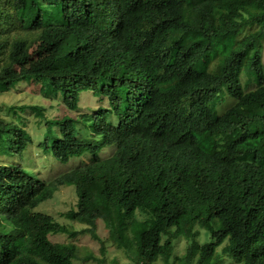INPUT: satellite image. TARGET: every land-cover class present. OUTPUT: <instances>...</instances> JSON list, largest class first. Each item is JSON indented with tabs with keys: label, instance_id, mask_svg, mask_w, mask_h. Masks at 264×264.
<instances>
[{
	"label": "trees",
	"instance_id": "16d2710c",
	"mask_svg": "<svg viewBox=\"0 0 264 264\" xmlns=\"http://www.w3.org/2000/svg\"><path fill=\"white\" fill-rule=\"evenodd\" d=\"M35 43L47 56L28 63ZM263 49L264 0H0V92L30 81L71 113L85 95L99 107H30L45 126L37 143L0 121V264H71L75 249L49 240L61 227L36 211L64 186L73 218L147 214L148 263L186 238L191 264H223L225 242L235 264H264ZM27 154L66 171L44 179Z\"/></svg>",
	"mask_w": 264,
	"mask_h": 264
},
{
	"label": "rangeland",
	"instance_id": "374dc122",
	"mask_svg": "<svg viewBox=\"0 0 264 264\" xmlns=\"http://www.w3.org/2000/svg\"><path fill=\"white\" fill-rule=\"evenodd\" d=\"M199 2L200 0H188L190 5H195ZM253 30V28L247 29L241 37L246 36ZM24 56L28 63H35L44 59L47 56V51L44 45L35 43ZM262 60L264 65V49L262 51ZM252 78L247 74H242V85L246 91L255 90L257 87L256 77L253 76ZM89 98V95H85L84 100L86 103L82 107L85 110L90 107L89 111H97L99 107H93L96 105L91 107ZM60 101V98L54 95L51 98L45 96L43 85L26 81L11 91L0 92V121L8 124L18 123L21 127L27 128L37 143L38 137H41L45 130V126L37 124L39 119L31 111L30 107L45 108L47 110H45L46 115L53 118H63L68 114L78 118L80 117L79 113H83L82 107H80L79 113H71ZM232 103L233 100L229 99L219 107L220 111L224 112ZM26 106L28 108L23 112L16 109L18 114L13 110V108ZM82 126L80 125L79 128L82 129ZM254 145V143H247L245 146L252 148ZM34 154H27L28 162L31 163L32 168L39 167L38 171L35 172L40 173L44 179L48 180L53 176L56 177L65 169V166L58 162L54 168L55 165L51 163V160L46 161V163H40L42 156L35 159ZM77 204L78 197L75 187L64 186L55 192L50 200L44 201L36 209L37 212L53 217L55 223L61 227L60 230L49 236V240L56 244L71 245L75 249L76 256L71 260V264H191L190 259H183L188 246L186 238L176 240L174 251L170 256L159 257L151 263L144 261L141 257V242L137 234L141 229L146 228L145 222L150 220L147 214L140 211L134 217L123 218L121 221L113 206L108 208L103 206L98 213L100 215L98 221L73 218L71 216L76 212ZM196 230L199 231L197 238L199 244L204 245L209 242L210 234L206 230L200 227ZM226 245L227 242L218 249L217 253L222 257L223 264H235L229 256L222 254V250Z\"/></svg>",
	"mask_w": 264,
	"mask_h": 264
}]
</instances>
